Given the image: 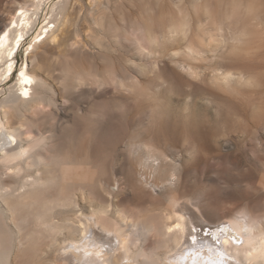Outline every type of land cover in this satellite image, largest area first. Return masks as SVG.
Wrapping results in <instances>:
<instances>
[{
    "label": "bare ground",
    "instance_id": "bare-ground-1",
    "mask_svg": "<svg viewBox=\"0 0 264 264\" xmlns=\"http://www.w3.org/2000/svg\"><path fill=\"white\" fill-rule=\"evenodd\" d=\"M56 1L24 0L9 11L8 23L0 26V264H264V219L258 214L243 211L235 218L210 219L207 220L209 223L219 224L204 229L206 226L200 224L201 216L196 209L175 197L159 210L122 207L118 197L126 190V185L123 187L118 179H114L117 191L109 183L101 185L102 194L98 195L83 186L76 190L74 187L79 180L74 160L67 158L69 161L63 163L60 155H54V148H49L54 142V133L49 136L46 124L40 125L45 118L42 121L39 118L50 104L45 95L58 80L70 81L72 88L81 87L80 84L88 80V76L75 70L76 60L86 50L89 53V46L96 42L80 38L73 41L69 37L71 28L85 16L90 17L100 31L123 29L128 32L132 35L130 43L134 45V52L140 53L144 49L148 57H166L168 62L197 79L198 82L186 83L190 95L202 87L207 71L211 70L215 80L234 91L240 103L249 101L257 108L260 103L264 104V50L256 48L254 52L248 43L263 37L253 28H264L261 16L264 0H238L220 8L209 4L208 0H190L194 14L185 11L189 7L184 0H171L169 5L166 4L168 0L165 5L163 0H158V4L150 1L145 4L146 0H140L148 7L145 11L140 8L142 3L139 5L136 0L134 3L130 0L128 13L118 10L119 18L113 15V7L105 0ZM70 1L71 7L67 9ZM160 2L163 4L159 5ZM183 6H186L185 10ZM173 9L183 17H175ZM149 10H156L157 15L146 14ZM168 12L174 16L164 21L163 15ZM184 12L187 13L184 15ZM221 12L224 19L218 17ZM59 15H62L61 20L57 18ZM57 23H60L58 29ZM157 25H161L162 38L156 30ZM73 43L76 48L71 47ZM229 44L234 48L233 61L237 64L221 68L215 60ZM95 45L102 47L104 44L97 42ZM25 47L28 53L22 60L20 54ZM96 47L91 50L93 54ZM106 49L109 50V46ZM253 52L255 55L252 56ZM135 55L125 59L134 63ZM127 62L124 64L129 67ZM168 62L156 71L159 72L155 74L156 81H161V73L170 68ZM127 67L121 65L110 72L109 80L123 85L131 96L137 91L140 81L136 74L139 73L137 67ZM123 71L131 76V85L121 78ZM25 77L32 83L25 85ZM10 83L12 85L7 86ZM118 85L116 89H121ZM26 89L28 97L23 95ZM255 104L258 105L255 107ZM234 108L243 116L241 106ZM261 111L264 115V109ZM187 125L193 138L198 140L203 136L197 122L191 121ZM164 127V131L156 130L157 136L159 133H177L180 129L179 124L170 123ZM139 144L148 149L153 147L146 141ZM44 148L49 156L43 153ZM152 158L149 153L148 157H142L141 164H150ZM153 164L151 168L157 171L159 164L157 167ZM171 171H166L167 177H159L166 186L173 184L170 181L175 173ZM149 181L145 177L141 183L146 188L151 184ZM96 229L111 234L106 237L111 241L109 247L101 248Z\"/></svg>",
    "mask_w": 264,
    "mask_h": 264
},
{
    "label": "rangeland",
    "instance_id": "rangeland-1",
    "mask_svg": "<svg viewBox=\"0 0 264 264\" xmlns=\"http://www.w3.org/2000/svg\"><path fill=\"white\" fill-rule=\"evenodd\" d=\"M23 1L0 0V26L8 23L10 18L8 13L11 12V9H16L18 3ZM58 1L60 0L56 2ZM86 1L82 0L83 3ZM134 1L132 0V3ZM143 1L145 2V0ZM143 1L136 0L139 5L142 3L143 7L140 5L142 11L148 8L145 5L148 1L154 4L159 2L158 0H146L144 4ZM165 1H162L164 5ZM189 1H183L189 7L185 10L186 6H183L184 10L194 14V9L190 7ZM208 1L214 7L220 8L222 5L225 6V4L238 0ZM166 2V4H171V0ZM105 3L113 7V15L116 18H119L120 11L118 10L128 13V6L132 4L130 0H105ZM138 4L136 5L139 6ZM70 7L71 1L67 3V9ZM173 8L175 7L173 6ZM151 12L154 16L157 15L156 10H149L146 14ZM172 12L177 18L182 16L177 15V9L176 11L173 9ZM187 12H184V15ZM222 12L218 16L219 19H224ZM174 15L169 12L165 13L163 19L167 21ZM261 16L264 18V10ZM57 18L61 20L62 15ZM59 24L57 23V29ZM194 27L196 28L197 24ZM159 29H161V25H157L156 30L159 37L162 38L164 34H161L163 32H161L162 30L159 32ZM253 29H258L263 37L248 43V47L252 48L254 52L256 48L264 50V28L254 27ZM127 33L123 29L116 32L114 30L107 32L104 29L100 31L93 25L90 17L86 16L81 21H77L76 25L71 28L69 37L71 36L73 41L75 38H80L90 43L100 42L104 44V48L98 45V49L95 43L93 46L90 45L89 49L91 48L93 51L96 47L95 53L98 51L96 55L88 49L89 53L86 50L87 53L83 52V55L78 56L77 69L75 70L81 71L83 76H88L86 77L88 80L84 82L85 85L82 83L81 87L77 85L72 88L70 81L61 78L55 84L56 88L49 90L50 92L47 91L45 95V99L50 104L46 108L45 114L39 117L41 121L45 118V122L42 121L43 123L41 122L40 125L45 126L46 124L47 130H50L49 136L54 133V146L51 144L49 147L50 149L54 148V155H60L61 159L58 158L63 163H66L68 159L74 160L77 179L81 181L76 182L75 185L78 186L74 188L79 190L83 186L85 190H92L94 194L98 195L102 194L100 187L103 183L113 184V188L115 187L114 189L117 191L118 185L114 182L118 179L123 187L126 185V190L118 197L122 207L131 210H159L160 207H166L175 197L179 202H186L187 205L196 209V213L198 212L201 216L199 217L200 224L203 223V226H206L203 227L204 229H210L219 224L217 222L209 223L207 220L235 218L240 216L243 211L251 212L254 215L258 214L259 217L263 216V220L264 115H261L263 114L261 110L264 109V104L260 103L257 108H254L252 107L253 103L249 101L240 103L234 91L215 80L211 70L207 71L205 82L201 83L202 87L197 89L194 95H190L188 93L190 87L186 83L198 82L197 79L191 77L180 67L168 62L166 57H159V55L157 56L159 58L148 57V52L144 49L140 53L138 50L135 53L134 45L131 46L133 43H130L132 35ZM122 44L124 45L122 46ZM105 45L109 46V50H105ZM100 48H102V52H100ZM26 49L27 47L21 51L20 59L22 60H25L28 53ZM254 52L252 56L255 55ZM234 54V48L229 44L221 56L215 60L216 64L221 68L235 66L237 61H233L235 60ZM130 55L137 56V58H133L134 63H129L125 59L126 56L127 58L132 57ZM122 58L130 64H128L129 67L138 68L139 65L144 70L143 76L136 74L140 82L136 93L131 96H129L130 91H126L125 88L116 89L118 84L110 83L111 80H109V76L112 74L110 72L117 70L121 65L127 67ZM251 58L249 59L251 60ZM165 62L169 63L170 68L161 73L160 77L163 79L160 78L161 81L157 79L158 82L155 74L159 72L156 71H159L160 66L165 65ZM248 62L246 61V63ZM155 65L158 67L155 68ZM204 65L207 64L204 63ZM72 69L74 68L72 67ZM153 71L154 73H152ZM130 77L127 72H122L121 78L127 79L125 81L128 85L132 80ZM94 78L96 79L94 80ZM129 79L130 82H128ZM103 80L104 82H102ZM10 85L12 83L7 86ZM206 90L212 94H207ZM63 93L66 94L65 98ZM247 102L250 104L246 105ZM256 105L258 104H255V107ZM234 106L236 109L241 106L242 114L241 112L240 114L243 116L234 110ZM191 121L198 123L203 134L198 140L193 138L187 129V124ZM169 122L180 125L177 133L164 135L159 133L162 138L157 136L156 130L164 131V126L170 124ZM53 127L55 128L53 129ZM141 141H146L153 147L150 149L141 147L139 144ZM134 142H137L138 145H132ZM46 143L49 145L48 141ZM130 143L132 146L129 145ZM45 149H43L44 152L41 151L45 156H49L47 154L49 152ZM149 153L150 156H153L152 161L150 160V164H143V166L141 159L148 157ZM151 163L156 164H153L154 167L159 164L160 167L157 171L151 168ZM167 170L174 171L175 183L166 186L159 180V177L160 175L167 177ZM145 177L151 182L146 188L141 183V181H145ZM151 177L152 179H150ZM167 187L170 189L168 190ZM226 225L230 226L229 223Z\"/></svg>",
    "mask_w": 264,
    "mask_h": 264
},
{
    "label": "snow or ice",
    "instance_id": "snow-or-ice-1",
    "mask_svg": "<svg viewBox=\"0 0 264 264\" xmlns=\"http://www.w3.org/2000/svg\"><path fill=\"white\" fill-rule=\"evenodd\" d=\"M71 38H72V37L70 36V39H71ZM71 47H72V48H76L77 45H76L75 43H73V44L71 45ZM189 51H192V49H189ZM136 70H137V72H138L141 76L144 75V70H143V69L136 68ZM20 75H21V76H24V73H20ZM24 83H25V85H29V84L32 83V81H31L30 79H28L27 77H25V78H24ZM118 86L121 87V88L123 87V85H118ZM23 95H24L25 97H28V96H29V92L27 91V89L23 92ZM40 108H41V110H43V105H42V104L40 105ZM23 155H24V153H21V156H23ZM237 175H239V173H237ZM170 183H175V177L172 178V180L170 181ZM81 227H82V226H81ZM95 233H97V235H96V239H97V241L99 242L101 248H107V247L110 246L111 241H109V240L106 239V237H109V236L111 235L110 233L103 232V230H101V229H96V230H95ZM116 243L119 244V241H117ZM98 255H99V253H98Z\"/></svg>",
    "mask_w": 264,
    "mask_h": 264
}]
</instances>
